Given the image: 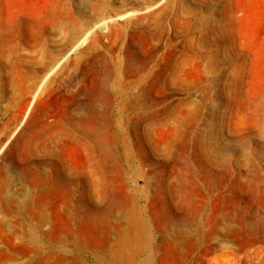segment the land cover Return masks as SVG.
I'll return each mask as SVG.
<instances>
[{"label":"rangeland","instance_id":"1","mask_svg":"<svg viewBox=\"0 0 264 264\" xmlns=\"http://www.w3.org/2000/svg\"><path fill=\"white\" fill-rule=\"evenodd\" d=\"M0 15L20 33L17 53L25 56L23 62L17 54L0 60V182L8 178L7 189L15 198L24 197V190L33 191L39 179L46 181L54 164H45L50 155L46 147H33L35 137L42 132L38 114L48 106L49 94H31L23 103L14 92L13 79L17 77L9 78L10 66L18 77L19 68L32 77L42 74L36 61L44 48L35 45L42 41L61 57L45 79L48 92L71 74L79 58L88 79L115 66L113 77L128 85V131L117 132L116 144L108 147L111 152H101L95 168L86 164V193L73 185L71 193L59 196V206L52 207L50 222L44 226L49 241L38 248L34 264H109L96 261L94 251L82 250L73 241L83 236L88 248L105 254L92 234L97 231L103 236L110 224L106 219L91 220L79 199L81 194L85 200L94 197L108 205L112 201L114 224L124 220L129 193L139 198L140 204L148 196V209L159 213L164 185L172 187L169 200L176 206L180 198L174 185L191 179L186 169L178 168L177 159L191 157L199 177L204 178L206 172L201 168L210 163L209 157L217 167L242 172L230 174L235 188L240 189L243 183L248 191L264 186V0H0ZM20 20L23 23L18 24ZM71 20H79L85 33L83 42L75 47V41L63 37L66 27L59 33L52 29L55 22ZM26 23L34 26L27 28ZM16 41L7 42L5 47L15 46ZM144 65L147 74L142 70ZM141 73L146 75L144 84L153 98L148 108L159 110L152 121L139 118L137 113L142 100L135 97L137 87L132 80ZM81 96H85L84 91ZM101 137L106 140V134ZM49 148L54 149L55 158L64 155L69 165L74 163L76 152L71 141ZM128 155L130 161L125 163ZM26 165L31 168L21 169ZM72 228L76 238L71 236ZM259 259L260 254H256L236 264H255Z\"/></svg>","mask_w":264,"mask_h":264},{"label":"bare ground","instance_id":"2","mask_svg":"<svg viewBox=\"0 0 264 264\" xmlns=\"http://www.w3.org/2000/svg\"><path fill=\"white\" fill-rule=\"evenodd\" d=\"M21 23L23 21L20 20L18 24ZM81 25L79 20H71L65 24L55 22L52 29L53 33H59L62 27H66L67 31L63 33V37L67 36L75 41V47L85 39ZM25 26L32 28L34 25L26 23ZM19 38L20 33L17 34L15 27L6 24L0 15V43H4L0 48L1 61L8 54H17L20 62L25 60L24 55L17 53ZM14 41L15 46L5 47L7 42ZM35 45L44 48L40 59L36 61L42 74L32 77L26 69L19 68L18 77L14 66H10L9 78L17 77L13 79L16 84L14 92L15 95L21 96L23 103H26L31 94L33 97L49 94L48 106L38 114L42 132L35 137L33 147L36 150L40 144L46 147L45 150L50 155L45 164L54 165L47 180L39 179L34 182L33 191L24 190V197L21 199L15 198L13 193L8 191V178L0 182V264L37 262L38 248L41 244H46L45 240L49 241L44 226L50 222L52 207L59 206V196L62 192L71 193L75 187L80 193H86V164L91 163L95 168L101 152H111L108 147L116 144L117 132H127L130 122V118H126L128 114L125 110L128 85H122L120 77H113L116 74L115 66L111 70H100L88 79L80 68V58L76 59L71 74L51 86L48 92L45 79L59 64L61 57L59 58L53 47L45 42L37 41ZM27 57L31 58L29 55ZM142 70H145V74L149 71L146 65ZM145 74L135 76L132 83L137 87L135 97L142 100L140 112L137 110L139 118L152 121L153 115H158L159 110L158 107L148 108L153 98L144 84ZM71 86L75 87L72 89ZM83 91L85 96L82 98ZM2 92L0 81V94ZM33 101L32 99L30 104ZM124 120L127 123L124 124ZM139 121L135 126L139 125ZM102 134H106L105 141L101 137ZM63 140L74 144L76 157L72 165H69L64 155L55 158L54 149L49 148ZM194 153L198 156L197 152ZM205 154L208 155L206 152ZM124 160L125 163L130 161V155L124 156ZM208 161L210 163L203 164L201 168L206 172V176L202 178L199 177L200 171L196 170L191 157L176 160L178 168L181 171L186 169L191 179H182L174 185L173 189L180 198L176 206L169 200L172 187L170 184L164 185L159 195L162 207L159 213L148 209L147 194L144 204H140L139 198L133 194H127L125 204L128 207L122 223L120 220L115 224L112 221V201L108 205L94 197L85 200L81 194L79 199L83 201L91 220L95 222L106 219L110 225L103 236L97 231L92 234L105 254L88 248L85 238L80 236L77 239L78 234L75 228H72L71 236L76 238L73 240L76 246L89 252L94 251L93 259L107 261L109 264H236L242 259H252L256 254H260V259L254 263L264 264V186L257 185L248 191L243 183L240 189L235 188L232 184L234 178L230 177L235 171L227 167H217L209 157ZM29 168L31 167L26 165L21 169ZM241 174L242 172H238L237 175ZM145 182L148 183L147 178ZM68 208V218L72 222V207L69 205ZM63 237L64 235H59L60 240L64 239ZM44 254L49 256V251Z\"/></svg>","mask_w":264,"mask_h":264}]
</instances>
